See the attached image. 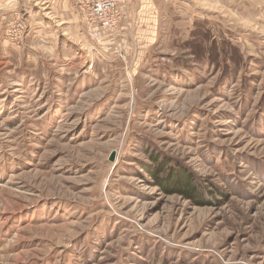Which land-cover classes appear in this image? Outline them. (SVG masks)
Listing matches in <instances>:
<instances>
[{
	"label": "rangeland",
	"instance_id": "obj_1",
	"mask_svg": "<svg viewBox=\"0 0 264 264\" xmlns=\"http://www.w3.org/2000/svg\"><path fill=\"white\" fill-rule=\"evenodd\" d=\"M102 29L0 0V264H264V0ZM184 170L202 205L151 173Z\"/></svg>",
	"mask_w": 264,
	"mask_h": 264
},
{
	"label": "built area",
	"instance_id": "obj_2",
	"mask_svg": "<svg viewBox=\"0 0 264 264\" xmlns=\"http://www.w3.org/2000/svg\"><path fill=\"white\" fill-rule=\"evenodd\" d=\"M131 0H77L85 18L104 29H114Z\"/></svg>",
	"mask_w": 264,
	"mask_h": 264
},
{
	"label": "trees",
	"instance_id": "obj_3",
	"mask_svg": "<svg viewBox=\"0 0 264 264\" xmlns=\"http://www.w3.org/2000/svg\"><path fill=\"white\" fill-rule=\"evenodd\" d=\"M155 161L156 163L158 162V160L156 159ZM151 173L153 177L158 181V183H160V186L163 187L169 194L180 193L186 198L196 202L197 205H202L201 202L196 200L200 197L199 193L201 191V188L196 187V184L193 181L192 176L187 170L182 171L181 174H176V173L173 174L170 181H166V182L162 181V179L159 178V175L158 173H156V171H153Z\"/></svg>",
	"mask_w": 264,
	"mask_h": 264
},
{
	"label": "water",
	"instance_id": "obj_4",
	"mask_svg": "<svg viewBox=\"0 0 264 264\" xmlns=\"http://www.w3.org/2000/svg\"><path fill=\"white\" fill-rule=\"evenodd\" d=\"M114 159H115V154H113L112 157H111L112 161H114Z\"/></svg>",
	"mask_w": 264,
	"mask_h": 264
},
{
	"label": "bare ground",
	"instance_id": "obj_5",
	"mask_svg": "<svg viewBox=\"0 0 264 264\" xmlns=\"http://www.w3.org/2000/svg\"><path fill=\"white\" fill-rule=\"evenodd\" d=\"M120 19H121V16H120ZM119 22H120V20H119ZM118 25H119V23H118Z\"/></svg>",
	"mask_w": 264,
	"mask_h": 264
}]
</instances>
